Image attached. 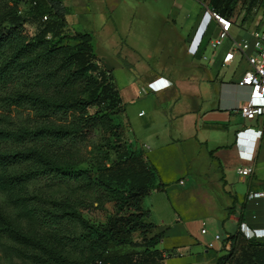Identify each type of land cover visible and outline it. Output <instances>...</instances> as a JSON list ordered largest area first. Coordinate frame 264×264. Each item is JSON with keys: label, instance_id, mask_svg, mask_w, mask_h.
<instances>
[{"label": "rangeland", "instance_id": "rangeland-1", "mask_svg": "<svg viewBox=\"0 0 264 264\" xmlns=\"http://www.w3.org/2000/svg\"><path fill=\"white\" fill-rule=\"evenodd\" d=\"M25 2L26 0H0V23H7V12L27 7L28 3ZM186 3L187 0H177L176 15L172 10L174 6L171 0H146L145 8L150 15L142 24L146 31L147 29L151 31L147 32L145 37L138 32V13L131 18L128 40L125 37L123 40L126 44L138 46L142 56L146 57L149 54L152 58L146 57L138 62L133 59L131 65L123 63L125 71L115 73L116 84L121 90L126 83L132 84L130 94H121L125 123L121 122V111L113 105H108L107 101L98 109L96 106H90L85 110L52 109L54 103L70 96H86L98 80L96 73L85 71L77 79L65 82L63 77L69 73L72 66L64 62L61 54L49 60L28 62L29 55L25 52L13 59L7 75L0 81V128L16 133L27 132L18 140L0 141V150L20 151L28 147V158L19 159L8 168L9 172L16 175L28 171V179L22 187L28 203V217L22 216L9 202L8 192L0 191V264H50L52 260L45 248L54 250L72 261L79 260L82 254L88 253V246L81 237L82 230L78 218L82 217L96 226L103 225L109 216L115 214L122 202L118 199V192L113 194L98 185L83 181L79 174L86 169L110 165L116 160L114 141L106 135L114 130L116 135H122L120 139L130 148L135 149L134 145L141 147L143 143L151 146V150L146 149V153H151L152 157L151 154L150 159L145 157L155 168L157 180L162 183L163 190H152L145 198L144 205L150 209L151 220L154 223L165 224L168 227L159 244V247L167 252L164 263L216 264V258L222 255L223 251H227L221 241L213 240V235L209 241H203L200 232L202 223H206L204 226L206 230L217 228L221 236L236 230V222L225 220L224 193L216 185H210L207 176L200 175L193 179L197 182L195 188L179 184V180L185 181L187 176L183 171L184 162L177 165L168 152L154 154L159 144V139L155 135L160 133V121L166 123L167 130L173 131L172 109L168 108L167 104L157 107L156 100L150 92L142 94L137 92L145 87L141 83V78L142 71L146 68L184 74L191 68L196 72L199 64H203L208 66L212 76H215L219 69L220 76L225 78L236 76L242 71V66L237 67V62L219 68L210 66L207 59L210 58L212 49L209 45L203 53L206 59L185 56L186 54L181 51L183 39L199 10V6L190 7ZM216 5L221 9L225 3L220 1ZM247 5V2L237 0L232 7L230 18L238 29L249 33L257 31L264 23V0H260L249 10ZM157 12L160 16H156ZM50 20L52 19L48 18L46 21ZM113 20L117 22V17ZM173 26L178 31L177 38L175 40L171 38L174 47L172 45L171 48H167L165 35L169 33L172 35L175 32ZM38 28L36 23L27 22L19 30L28 41L38 32ZM126 32L127 35V29ZM62 35L65 36L62 38V44L68 46L76 44V41L70 38L74 33L67 32L66 27L59 37ZM44 39L49 41L50 34ZM226 44L227 41L224 40L219 48ZM15 49L14 46L1 49L0 63L13 57ZM28 93L39 95L41 103H33L28 98ZM20 94L25 95L22 97ZM43 101L49 102L45 105ZM138 112H142L141 115L146 113L139 117ZM87 116L93 120L86 123L83 117ZM49 128L62 129L67 134L56 139L49 135ZM148 135L151 137L149 143L142 139ZM151 142L154 146L150 144ZM153 158L155 163L152 164ZM63 167L67 170L64 171ZM68 205L70 208H67ZM68 210L69 213L65 214ZM176 217L181 221L170 229L169 227L176 222ZM222 220H225V227H222ZM7 222L28 234V241L3 228ZM210 222L213 223V227ZM184 227L191 231L192 237L175 241L173 235L183 232ZM248 237L251 238L250 235ZM132 239L142 242L138 232L133 234ZM257 239L264 241V238ZM213 241L214 247H208V243ZM26 249L28 257L24 255ZM206 249L208 252H205ZM53 264L59 263L53 260Z\"/></svg>", "mask_w": 264, "mask_h": 264}, {"label": "crops", "instance_id": "crops-1", "mask_svg": "<svg viewBox=\"0 0 264 264\" xmlns=\"http://www.w3.org/2000/svg\"><path fill=\"white\" fill-rule=\"evenodd\" d=\"M58 1L65 10L64 19L67 32L89 35L92 52L98 64L109 70L113 76L115 87L123 104V111L120 114L121 122L125 123L122 95L130 94L132 84L126 83L122 91L116 84L115 73L125 71L123 63L131 65L133 59L138 62L146 57L152 58L149 54L146 57L142 56L139 53L138 46L135 47L133 43V46L126 44L123 40L124 37L128 40L131 18L136 15V12L139 17L138 32L142 33V37H145L147 32L151 31L149 29L146 31L142 24V22L145 23L148 20L146 17L150 15V12L145 8L146 0ZM171 1L172 6L176 7V9L173 7L172 10L178 15L177 0ZM186 5L190 7L199 6V10L194 21L186 30L181 51L186 54L185 56L206 59L203 54L204 50L209 45V41L217 35L219 25L211 18L209 14L211 7L207 3L187 0ZM157 15H159L158 12ZM182 16L184 17L185 14ZM114 17H117V22L113 20ZM173 23H175L174 20ZM172 28H175V32L172 35L171 33L165 35L167 48H171L172 45L174 47L171 38H174V40L177 38L178 31H176V27L173 26ZM126 29L128 31L127 35ZM252 32L247 33L238 29L232 21L230 29L232 37L238 40L251 39ZM226 41L227 44L223 48L211 51V56L207 59L210 66H218V68L224 66L222 65V57L229 47L230 39L228 38ZM235 62H237V67L242 66V71L238 75L228 78L220 76L219 69L215 76H212L209 73L208 66L203 64H199L196 72L191 68L184 74H173L172 71L166 72L165 70L159 72L146 68L143 69L141 78V83L145 86L143 89L153 94L157 107L167 104L168 108L171 107V114L174 117L172 132L166 129L165 122L160 121V133L155 135L159 139V144L154 154L161 155L160 153L168 152L177 165L184 162L183 171L188 177L186 176L185 181L180 179V185H191L192 188H195L197 182L193 179L200 175L207 176L208 183L216 185L224 193L225 220L229 219L236 222V230L232 233L226 232L224 236H221L217 228L206 230L204 228L206 223H202L200 232L202 229L205 230L203 233L201 232L203 235L202 240L205 242L209 241L212 235L213 237L218 235L219 239L217 241H221V244L223 243L227 250L229 241H226V238L230 234H234L239 230L248 237L251 236L252 229L264 228V198L249 197L250 193L264 191V114L249 120L242 117L237 110L226 108L238 101H243L245 98L244 90L231 93L229 88L226 87V84H233L239 80L248 67L247 62L239 53L235 54L233 61L230 63ZM135 87L137 88L136 84ZM140 90L137 91L138 94ZM222 90L223 92H221ZM139 113H137V116L143 117L146 112L143 115H139ZM247 127L256 131L261 130L259 139L252 151V160L239 157V148L236 147V133ZM142 139L149 143L151 137L150 135L143 136ZM150 144L154 146L152 142ZM134 146L137 151L150 159L149 154L151 153L147 154L146 149L151 150V146L149 147L146 143L141 144V147ZM154 161L153 158L152 164L155 163ZM242 166L252 167V173L246 178L241 177L237 172V168ZM157 183L158 180L155 184ZM152 190H156V188L151 189L148 195L152 193ZM240 215H243L241 224L238 221ZM177 218L175 219L176 222L169 227L170 229L180 223L181 220ZM225 220H222V227H225ZM154 224L156 225V232L164 231L162 241L168 227L165 224ZM209 224L212 227L214 226L212 222ZM168 234H170L169 231ZM173 236L175 241L187 240L192 237V233L187 227H184L183 232ZM214 241L210 242L213 245L212 247L215 245ZM160 242L156 247L166 256L167 252L159 247ZM205 252H208V249ZM226 253L227 251H223L222 255ZM163 264H165L164 261Z\"/></svg>", "mask_w": 264, "mask_h": 264}, {"label": "trees", "instance_id": "trees-1", "mask_svg": "<svg viewBox=\"0 0 264 264\" xmlns=\"http://www.w3.org/2000/svg\"><path fill=\"white\" fill-rule=\"evenodd\" d=\"M207 3L215 12L231 19L232 7L237 0H200ZM224 1L225 6L218 9L217 2ZM247 2L248 10L256 6L260 0H243ZM27 7L22 12H7L6 24L0 23V51L7 46H14L16 51L13 57L0 63V81L7 75L17 55L28 52V62H36L40 59L49 60L57 54L63 55L64 62H68L72 69L65 74L63 80L69 82L77 79L85 71H91L98 75V80L92 85L86 96L69 98L54 103V110H85L90 106L98 109L106 101L108 105L117 107L123 111V104L115 87L113 76L109 70L98 64L90 45V37L87 34L74 33L72 38L76 41L74 46L62 44V31L65 28V10L58 0H26ZM46 15L50 21L43 20ZM36 23L39 28L32 39L26 41L20 33V28L25 23ZM50 34V39L45 40ZM68 36V35H67ZM52 41L50 44L49 42ZM30 54H33L30 56ZM25 94H20L24 96ZM28 98L33 103H41L39 95L28 93ZM49 101H43L47 105ZM89 116L83 117L87 122L93 120ZM27 131L16 133L0 128V141L9 139L18 140ZM48 133L56 139L65 136L67 132L62 129L49 128ZM116 130L109 131L106 135L114 141L116 160L110 165L97 166L94 169H86L80 172L81 180L88 181L113 194L118 192V199L122 202L118 205L115 214L109 216L106 223L96 226L88 220L79 217L81 237L88 246V253L82 254L79 260L72 261L56 251L45 248L49 258L59 264H163L166 256L156 246L161 241L164 231H155L156 225L151 221L150 210L143 205L144 198L151 189H163L162 183L157 180L156 171L149 160L136 149L122 141V135H116ZM28 158V147L20 151L6 152L0 150V191L8 192L9 202L14 205L22 216L28 217V203L23 194V185L28 179V171L12 174L11 166L17 160ZM66 171L67 168L63 167ZM67 208H70L68 205ZM72 209V208H71ZM70 209V210H71ZM231 209V208H230ZM69 213V210L65 214ZM243 215L238 217L241 224ZM3 228L15 232L23 240L28 241V234L21 232L10 222L4 223ZM138 232L142 242L133 241V234ZM227 253L217 257L224 264H264V241L255 237L248 238L241 231L230 234ZM28 257V249L24 252Z\"/></svg>", "mask_w": 264, "mask_h": 264}, {"label": "built area", "instance_id": "built-area-1", "mask_svg": "<svg viewBox=\"0 0 264 264\" xmlns=\"http://www.w3.org/2000/svg\"><path fill=\"white\" fill-rule=\"evenodd\" d=\"M18 12H22V9L19 8ZM209 14L219 25L217 35L209 41L211 49L216 50L223 44L224 40L230 39L229 47L222 57V65L232 62L236 53H239L248 65L239 80L233 84H226V87L229 88L231 93L244 90V100L238 101L236 104L226 108L228 110H237L246 119H255L264 114V23L257 31L251 33V39L238 40L230 35V29L232 27L231 19L221 16L213 9H209ZM42 19L46 20L47 16L44 15ZM142 93H147V91L142 89L139 91V94ZM141 114L142 112L139 113V115ZM260 132L261 130L256 131L253 128L247 127L236 133V144L239 145V157L247 160L253 159L252 151L259 139ZM237 172L241 177L246 178L252 173V167H238ZM249 197L264 198V191L250 193ZM204 231V229L201 230L202 233ZM251 236L264 238V228L252 229ZM217 239H219L218 235H215L214 240ZM212 246V243H208V247Z\"/></svg>", "mask_w": 264, "mask_h": 264}, {"label": "clouds", "instance_id": "clouds-1", "mask_svg": "<svg viewBox=\"0 0 264 264\" xmlns=\"http://www.w3.org/2000/svg\"><path fill=\"white\" fill-rule=\"evenodd\" d=\"M236 147H237V149L239 148V145L238 144H236Z\"/></svg>", "mask_w": 264, "mask_h": 264}]
</instances>
